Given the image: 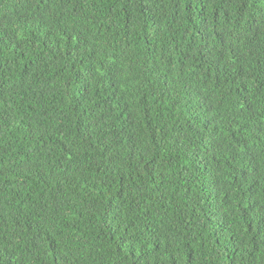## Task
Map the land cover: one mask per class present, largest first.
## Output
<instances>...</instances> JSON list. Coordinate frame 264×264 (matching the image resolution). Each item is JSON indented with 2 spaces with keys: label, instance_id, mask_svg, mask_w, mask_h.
Masks as SVG:
<instances>
[{
  "label": "trees",
  "instance_id": "trees-1",
  "mask_svg": "<svg viewBox=\"0 0 264 264\" xmlns=\"http://www.w3.org/2000/svg\"><path fill=\"white\" fill-rule=\"evenodd\" d=\"M0 264H264V0H0Z\"/></svg>",
  "mask_w": 264,
  "mask_h": 264
}]
</instances>
